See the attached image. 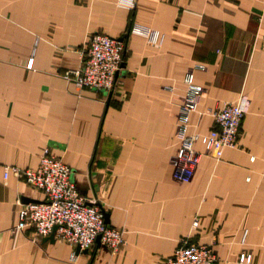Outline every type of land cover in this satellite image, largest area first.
Masks as SVG:
<instances>
[{
  "label": "crops",
  "instance_id": "crops-1",
  "mask_svg": "<svg viewBox=\"0 0 264 264\" xmlns=\"http://www.w3.org/2000/svg\"><path fill=\"white\" fill-rule=\"evenodd\" d=\"M158 30L161 44L131 31ZM125 42L112 91L78 88L91 36ZM31 62V66L29 63ZM192 76L202 91L190 132L208 134L209 110L243 94L235 148L173 177L177 115ZM48 149L77 189L125 231L115 253L78 250L19 226L21 204L43 193L9 167L36 168ZM30 200V201H28ZM195 218L199 224L194 227ZM212 244L217 264H264V0H0V264H163L179 240Z\"/></svg>",
  "mask_w": 264,
  "mask_h": 264
},
{
  "label": "built area",
  "instance_id": "built-area-1",
  "mask_svg": "<svg viewBox=\"0 0 264 264\" xmlns=\"http://www.w3.org/2000/svg\"><path fill=\"white\" fill-rule=\"evenodd\" d=\"M117 5L133 10L136 0H117ZM131 31L146 36L152 44L162 42L160 32L148 26L136 23ZM125 45L123 40L109 34H93L82 66L66 71L63 77L78 88L112 91L117 75L123 68ZM186 82L188 90L177 115L180 142L173 168V177L179 182H189L194 176L203 155L196 148L199 141L203 142L205 153L216 159L223 156L226 148L237 146L248 107V98L241 94L236 101L224 102L209 110L214 118V126L208 134L191 133L190 118L197 110V96L202 87L193 83L191 74L186 77ZM9 169L44 195L40 201L21 204L19 226H31L37 235L46 237L57 227V239L81 250L92 248L98 237L112 253L125 245V231L106 222L104 207L99 203L88 202L75 185L72 168L48 149L41 153L36 168L12 166ZM198 224L199 219L195 218L193 226ZM218 260L212 244L200 243L184 236L174 253L163 260V264H217ZM251 260V254L243 253L240 264H250Z\"/></svg>",
  "mask_w": 264,
  "mask_h": 264
},
{
  "label": "water",
  "instance_id": "water-1",
  "mask_svg": "<svg viewBox=\"0 0 264 264\" xmlns=\"http://www.w3.org/2000/svg\"><path fill=\"white\" fill-rule=\"evenodd\" d=\"M28 201H30V200H28ZM105 220H106L107 223H109V213L106 212V211H105ZM56 229H57V227L54 229V232L47 239L55 240V231H56ZM97 241L100 242V237H98ZM78 250H81L80 247H78Z\"/></svg>",
  "mask_w": 264,
  "mask_h": 264
}]
</instances>
